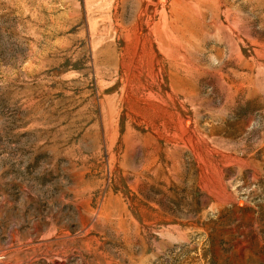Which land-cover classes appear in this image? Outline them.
<instances>
[{"label": "rangeland", "instance_id": "1", "mask_svg": "<svg viewBox=\"0 0 264 264\" xmlns=\"http://www.w3.org/2000/svg\"><path fill=\"white\" fill-rule=\"evenodd\" d=\"M0 264H264V0H0Z\"/></svg>", "mask_w": 264, "mask_h": 264}, {"label": "bare ground", "instance_id": "2", "mask_svg": "<svg viewBox=\"0 0 264 264\" xmlns=\"http://www.w3.org/2000/svg\"><path fill=\"white\" fill-rule=\"evenodd\" d=\"M205 1V0H204ZM209 5V4H208Z\"/></svg>", "mask_w": 264, "mask_h": 264}]
</instances>
